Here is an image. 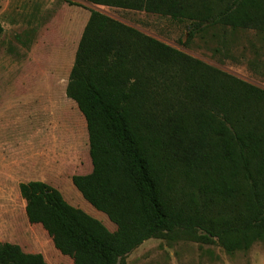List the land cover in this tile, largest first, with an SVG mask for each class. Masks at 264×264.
Masks as SVG:
<instances>
[{
    "label": "trees",
    "instance_id": "trees-1",
    "mask_svg": "<svg viewBox=\"0 0 264 264\" xmlns=\"http://www.w3.org/2000/svg\"><path fill=\"white\" fill-rule=\"evenodd\" d=\"M83 1L187 22L188 38L216 27L264 32V0ZM67 90L92 167L71 182L115 230L43 181L20 183L28 223L66 264H123L175 232L227 252L264 241V89L89 9ZM0 264L48 263L0 242Z\"/></svg>",
    "mask_w": 264,
    "mask_h": 264
},
{
    "label": "rangeland",
    "instance_id": "rangeland-1",
    "mask_svg": "<svg viewBox=\"0 0 264 264\" xmlns=\"http://www.w3.org/2000/svg\"><path fill=\"white\" fill-rule=\"evenodd\" d=\"M62 4L0 0V242L41 253L48 264H66L70 258L53 247L39 226L28 223L20 183L54 184L70 205L115 230L71 182L73 175L87 174L92 167L86 124L67 90L75 51L68 41L79 42L84 28L68 29L66 19H78L81 10L68 4L63 12ZM95 10L264 89V32L216 27L188 38L187 22L116 7ZM198 207H203L200 200ZM221 211L212 206V215ZM123 264H264V241L227 252L219 242L203 243L192 234L175 232L146 240Z\"/></svg>",
    "mask_w": 264,
    "mask_h": 264
},
{
    "label": "crops",
    "instance_id": "crops-1",
    "mask_svg": "<svg viewBox=\"0 0 264 264\" xmlns=\"http://www.w3.org/2000/svg\"><path fill=\"white\" fill-rule=\"evenodd\" d=\"M50 3H54V2H56L57 0H48ZM67 2H72V3H74V5H73V8H75V9H77V10H81V13H79V18L77 19V18H75V20H71V21H68L67 19H66V28H68V29H72V28H79V29H82V28H84V26H85V24H86V22H87V19H88V17H89V12H87L88 10H86L87 9V7H88V9H95L97 6H95V5H91V4H89V3H87V2H85V1H83V0H61V4H62V6H63V12L65 11V12H67L69 9L67 8V7H69L68 6V3ZM85 8V9H84ZM76 12V11H75ZM80 26V27H79ZM75 29H73V30H75ZM67 36V35H66ZM68 37V36H67ZM69 38V37H68ZM70 39V38H69ZM77 42L78 41H71V40H69L68 41V45H71V43H73V49H74V47H75V51H74V55H75V52H76V49H77ZM74 43H75V45H74ZM72 53V52H71ZM73 55V56H74ZM10 134V133H9ZM15 134H18V133H15ZM21 135H23V133H21ZM43 182H45V183H47L46 181H43ZM47 184H49L50 186H52V187H56L54 184H50V183H47Z\"/></svg>",
    "mask_w": 264,
    "mask_h": 264
}]
</instances>
